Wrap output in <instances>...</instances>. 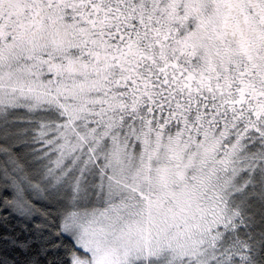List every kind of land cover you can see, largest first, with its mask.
I'll return each instance as SVG.
<instances>
[{
	"label": "snow or ice",
	"instance_id": "6c2138e0",
	"mask_svg": "<svg viewBox=\"0 0 264 264\" xmlns=\"http://www.w3.org/2000/svg\"><path fill=\"white\" fill-rule=\"evenodd\" d=\"M0 264H264V0H0Z\"/></svg>",
	"mask_w": 264,
	"mask_h": 264
}]
</instances>
